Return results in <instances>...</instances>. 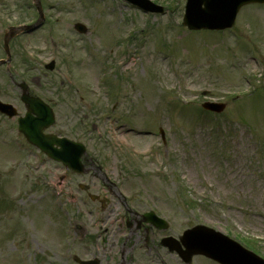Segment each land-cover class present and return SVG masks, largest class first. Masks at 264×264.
<instances>
[{
    "label": "rangeland",
    "instance_id": "374dc122",
    "mask_svg": "<svg viewBox=\"0 0 264 264\" xmlns=\"http://www.w3.org/2000/svg\"><path fill=\"white\" fill-rule=\"evenodd\" d=\"M150 1L163 7L162 17L120 0H42L45 25L11 42V70L29 81L54 61L40 87L30 86L52 103L54 131L74 137L78 125L96 126L92 154L108 174L116 168L137 176L124 184L127 190L164 200L174 233L186 222L204 225L250 250L246 242L264 259V6L240 10L236 38L187 31L181 26L186 0ZM25 2L0 0V46L4 25L35 21ZM78 22L88 35L74 33ZM12 87L0 68V100L22 114ZM205 101L225 102V113L204 116ZM80 102L88 103L87 113ZM111 114L117 123L106 119ZM14 127L0 118V141L11 144ZM105 141L110 150L102 149ZM11 145L0 143V264L86 258L81 235L72 240L68 227L77 221L88 230L84 208L71 204L66 189L59 195L61 167ZM113 239L108 235V245ZM114 261L131 264L128 255ZM192 264L213 263L199 257Z\"/></svg>",
    "mask_w": 264,
    "mask_h": 264
},
{
    "label": "flooded vegetation",
    "instance_id": "af4514ba",
    "mask_svg": "<svg viewBox=\"0 0 264 264\" xmlns=\"http://www.w3.org/2000/svg\"><path fill=\"white\" fill-rule=\"evenodd\" d=\"M83 163L87 171L93 170L92 167L94 166L93 163H91V160L86 158L83 160ZM122 185L123 183H120L119 181L111 182L107 180V184L104 187L101 183L92 184V181H90L86 186H79V189L88 195L90 188L96 187V190L98 189V191H96L95 197H91L92 203L89 204V207L91 209L94 206L99 207L101 218H99V220L96 219L97 223L101 226L110 223L112 226H115L116 233L122 231V235L128 234V238L132 239V244L129 248L121 249L120 255L122 257L126 254L130 256L131 260L134 256L136 260H140L141 257L137 256L142 253L145 257L148 255H155L159 256L158 259L162 260L168 253L165 248H162V239L171 236L168 227L171 223L168 221V208L164 206L165 201L160 200L157 202V200L153 198V200L150 201V209L144 210L142 206H145L146 203L132 201V199L129 201L126 200L127 197H129V193L122 189ZM103 192L106 193V198H111L110 202L107 201L108 205H113L116 208L107 207L104 204L106 199H101V193ZM126 203L130 204V207H127ZM93 211L88 210V213L92 214ZM151 212L167 222L160 223V227H166L165 230H160L151 222L152 220H155V217L152 219L147 217V214ZM112 246H114V244ZM160 264H164V261L160 262ZM179 264L182 263L179 262Z\"/></svg>",
    "mask_w": 264,
    "mask_h": 264
},
{
    "label": "water",
    "instance_id": "95a60500",
    "mask_svg": "<svg viewBox=\"0 0 264 264\" xmlns=\"http://www.w3.org/2000/svg\"><path fill=\"white\" fill-rule=\"evenodd\" d=\"M140 6L148 8L149 6L141 0H133ZM250 2H264V0H188L186 5V13L183 19V25L190 30L208 29V30H221L224 28H230L234 22L236 13L239 8ZM203 7V8H202ZM79 32H85L81 26H76ZM205 110L214 112L223 111L224 106L219 104L203 105ZM199 236L210 237L212 234L209 232L197 228L192 231ZM216 236V235H215ZM195 237V236H194ZM217 240V239H214ZM214 240H207L204 242H197L199 248H195L194 240L190 239L188 245V252L182 254V258L186 261H190V256L193 254H203L213 259L219 260L224 264H247L244 261V256L241 252H235L227 249L223 245H219L214 248L211 244H204L208 242H214ZM204 244V245H203Z\"/></svg>",
    "mask_w": 264,
    "mask_h": 264
}]
</instances>
